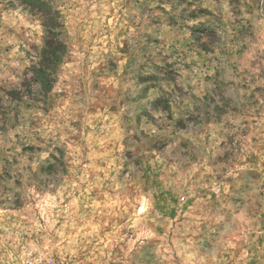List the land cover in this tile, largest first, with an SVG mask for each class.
<instances>
[{
    "label": "rangeland",
    "instance_id": "rangeland-1",
    "mask_svg": "<svg viewBox=\"0 0 264 264\" xmlns=\"http://www.w3.org/2000/svg\"><path fill=\"white\" fill-rule=\"evenodd\" d=\"M0 264H264V0H0Z\"/></svg>",
    "mask_w": 264,
    "mask_h": 264
},
{
    "label": "trees",
    "instance_id": "trees-1",
    "mask_svg": "<svg viewBox=\"0 0 264 264\" xmlns=\"http://www.w3.org/2000/svg\"><path fill=\"white\" fill-rule=\"evenodd\" d=\"M51 51H52L51 48H49V50H47L48 53H50ZM53 51H54V50H53ZM54 52H55V51H54Z\"/></svg>",
    "mask_w": 264,
    "mask_h": 264
}]
</instances>
